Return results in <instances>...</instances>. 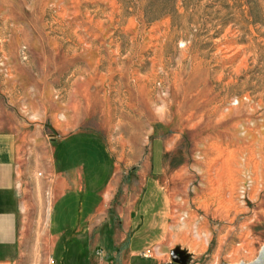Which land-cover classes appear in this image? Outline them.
I'll return each instance as SVG.
<instances>
[{
  "label": "rangeland",
  "instance_id": "rangeland-1",
  "mask_svg": "<svg viewBox=\"0 0 264 264\" xmlns=\"http://www.w3.org/2000/svg\"><path fill=\"white\" fill-rule=\"evenodd\" d=\"M0 130L36 137L24 166L38 179L60 148L112 187L92 225L68 218L83 257L59 242L37 262L174 264L180 248L187 264L251 263L264 247V0H0ZM148 190L137 218L151 257L130 259L123 225Z\"/></svg>",
  "mask_w": 264,
  "mask_h": 264
},
{
  "label": "crops",
  "instance_id": "crops-1",
  "mask_svg": "<svg viewBox=\"0 0 264 264\" xmlns=\"http://www.w3.org/2000/svg\"><path fill=\"white\" fill-rule=\"evenodd\" d=\"M42 154L50 163L49 154ZM37 155L35 136L24 131L0 130V264H46L37 262L36 258L45 254L52 256L59 242L66 243L59 246L64 256L73 250L83 257L85 251L73 236H65L70 227L68 218H74L75 223L82 220L92 225L104 204L112 198L111 186L102 187L104 181L96 183L98 175L87 174L83 164L68 165L67 156L60 148L56 168L48 172L45 181L38 179L24 166L26 160ZM161 155L160 150V159ZM50 157L52 161V151ZM149 193L143 192L137 212L123 225L126 233L133 230L130 237L120 239L130 259H142L141 254L149 248L145 246L147 239L141 237L148 236L150 229L137 218L147 215ZM42 223L47 230L40 236ZM39 242L44 244L39 246ZM70 242L75 243L71 250Z\"/></svg>",
  "mask_w": 264,
  "mask_h": 264
},
{
  "label": "water",
  "instance_id": "water-1",
  "mask_svg": "<svg viewBox=\"0 0 264 264\" xmlns=\"http://www.w3.org/2000/svg\"><path fill=\"white\" fill-rule=\"evenodd\" d=\"M170 259L174 264H187L189 255L180 248H175L170 252ZM248 264H264V247L259 251L255 260Z\"/></svg>",
  "mask_w": 264,
  "mask_h": 264
},
{
  "label": "trees",
  "instance_id": "trees-1",
  "mask_svg": "<svg viewBox=\"0 0 264 264\" xmlns=\"http://www.w3.org/2000/svg\"><path fill=\"white\" fill-rule=\"evenodd\" d=\"M105 233V240H106V245L108 247V251L111 252L112 250H114L113 247V242H112V228H111V224L107 225V223L103 226L102 230ZM102 232V233H103Z\"/></svg>",
  "mask_w": 264,
  "mask_h": 264
},
{
  "label": "built area",
  "instance_id": "built-area-1",
  "mask_svg": "<svg viewBox=\"0 0 264 264\" xmlns=\"http://www.w3.org/2000/svg\"><path fill=\"white\" fill-rule=\"evenodd\" d=\"M96 256L98 257H102L103 256V251L100 250V249H97L96 252H95ZM142 257L144 258H148V257H151V254H150V251L149 250H146L144 251L142 254H141Z\"/></svg>",
  "mask_w": 264,
  "mask_h": 264
}]
</instances>
